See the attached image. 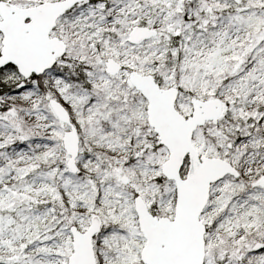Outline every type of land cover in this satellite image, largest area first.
Segmentation results:
<instances>
[{"label": "snow or ice", "instance_id": "1", "mask_svg": "<svg viewBox=\"0 0 264 264\" xmlns=\"http://www.w3.org/2000/svg\"><path fill=\"white\" fill-rule=\"evenodd\" d=\"M0 264H264V0H0Z\"/></svg>", "mask_w": 264, "mask_h": 264}]
</instances>
